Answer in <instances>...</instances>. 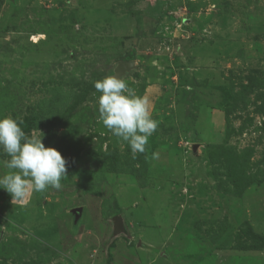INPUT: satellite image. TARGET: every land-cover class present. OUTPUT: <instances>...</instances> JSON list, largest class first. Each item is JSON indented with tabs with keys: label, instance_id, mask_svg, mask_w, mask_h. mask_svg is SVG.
<instances>
[{
	"label": "rangeland",
	"instance_id": "1",
	"mask_svg": "<svg viewBox=\"0 0 264 264\" xmlns=\"http://www.w3.org/2000/svg\"><path fill=\"white\" fill-rule=\"evenodd\" d=\"M106 75L148 101L143 153L98 121ZM0 115L68 168L0 189V264H264V0H0Z\"/></svg>",
	"mask_w": 264,
	"mask_h": 264
},
{
	"label": "clouds",
	"instance_id": "2",
	"mask_svg": "<svg viewBox=\"0 0 264 264\" xmlns=\"http://www.w3.org/2000/svg\"><path fill=\"white\" fill-rule=\"evenodd\" d=\"M100 95L98 121L114 136L126 142L133 154L145 152L158 123L149 111L148 101L128 88L126 81L106 75L94 82ZM23 121L0 115V189L10 194L12 202L24 200L28 190H59L68 178L67 160L53 146H45L43 135L27 134ZM153 153V158L157 157Z\"/></svg>",
	"mask_w": 264,
	"mask_h": 264
},
{
	"label": "water",
	"instance_id": "3",
	"mask_svg": "<svg viewBox=\"0 0 264 264\" xmlns=\"http://www.w3.org/2000/svg\"><path fill=\"white\" fill-rule=\"evenodd\" d=\"M129 67H130V64H128V63H120V64L115 68V72L118 73V74H121V73H123L125 70L129 69ZM74 212H76L77 214H79V213H80V208H76V209L74 210ZM114 225H115L116 227L119 226V217L114 218Z\"/></svg>",
	"mask_w": 264,
	"mask_h": 264
}]
</instances>
